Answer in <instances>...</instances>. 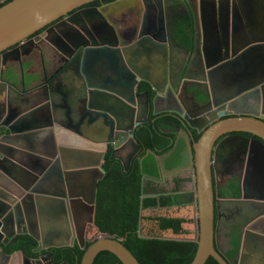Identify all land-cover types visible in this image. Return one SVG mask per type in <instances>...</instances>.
I'll return each instance as SVG.
<instances>
[{
  "label": "water",
  "instance_id": "95a60500",
  "mask_svg": "<svg viewBox=\"0 0 264 264\" xmlns=\"http://www.w3.org/2000/svg\"><path fill=\"white\" fill-rule=\"evenodd\" d=\"M95 1L100 0H13L0 7V264H16L15 261L19 262V259L23 264H53L50 255L29 259L21 252L6 254L3 248L16 236L32 238L37 244L34 254L51 249L72 248L74 242L83 250L86 226L93 219L97 184L103 178L101 162L107 147L114 149L112 156L120 145L133 148V155L128 161H121L125 171L129 168L131 158L140 151L133 139V131L147 122L149 92L137 93L138 82L149 83L155 94L153 101L160 99L161 95L166 97L168 93H172L175 96L177 93L176 88L173 90L171 81L173 77L177 78L172 66L173 62L177 65L178 61L175 58L173 60L171 53H165L166 46L156 44L168 40H158L154 36L145 37L136 43L138 47L130 52V56L121 54L122 59L126 58L123 61V84L127 88L128 97L125 98L117 92L103 89L100 83L92 85L89 77L87 78V70L94 69L90 63L103 57L116 59L112 55L113 48L94 49L85 42L75 48L68 37L63 35L61 42L70 47L73 59L62 54L51 40H47V44L53 51L64 55L69 62L78 64V71L84 73L82 80L86 91L87 110L76 124L69 121L70 119L57 121L51 109L43 121H39L38 126L29 123L28 117L41 111L43 105L50 100L49 90L44 86L28 91L16 90L8 83L14 71L11 67H6L9 63L3 58L24 44L35 43L28 39L48 26L51 28L47 35L60 32L63 26L54 23ZM210 1L182 0L187 8L192 6L199 9V23H195V26H199L201 30L194 32V21L191 18L189 25L192 29L188 46H176L188 57L187 64L199 65L203 73L201 80H198L196 75L190 73L187 77L183 71L177 81L185 79L200 82L205 89L203 93L208 109L200 118L202 126L199 122L198 125L193 124L198 121L196 119L195 121L181 113H175L189 132L185 128L181 129L189 154V172L195 180L191 197L195 199L197 208L194 239L197 249L191 264H205L209 258L217 264H227L215 245V207L219 201L230 204L246 201L240 186L235 197L231 195L230 198L223 199L219 196L218 177L221 172L218 171V166L225 163L229 168L240 155L236 145L228 146L225 142L231 139H243L246 142L238 134L254 137L251 142L257 148L256 161L259 165H264V72L261 69L264 64V0H229L230 4L225 9ZM203 6L212 14L208 30L204 27V19L208 16L204 15L206 11L202 10ZM223 11L226 14L224 17ZM249 11L253 13L252 20L257 23L256 29L260 30L252 39L246 37L242 30L243 22H248ZM80 12L82 14L79 16L75 13L67 17L64 21L67 25L65 27L72 31L78 30V17L87 16L84 13L86 10ZM141 43L145 46L150 44L151 48L146 53L162 49L164 57L171 63L160 86L152 84L144 75L139 74L140 56L137 53L143 50L139 47ZM194 56H197V61L193 60ZM19 67L21 69V64ZM5 88L7 92L3 90ZM117 104L123 107L122 113ZM251 104L263 106V110L258 111L261 115L243 111ZM134 112L136 118L130 121ZM85 119L96 121V128H100L97 121L101 123V127L107 130L104 134L108 137L97 143L79 137V129ZM115 132L120 133L114 136ZM192 132L200 134V137L190 144L188 139ZM221 138L223 139L220 140ZM177 140L173 148L176 147ZM37 145H43L46 151L39 153ZM250 151L248 149V154ZM170 154L171 152L158 157V164L161 165L160 162ZM148 155L152 156V153L146 152V156ZM90 174L95 175L91 182L85 188L82 186L78 189L75 180L84 179ZM45 184H50V190H44ZM255 187L261 195L256 198L254 205L264 208V179L260 180L259 175ZM144 198L141 197V202ZM187 204L191 205V202ZM83 212H87L88 220L81 225L76 235V219ZM141 213L142 203L140 216ZM259 224H264L263 212L244 227L239 250L242 253L245 248L251 247V250L258 253L259 264H264V234L252 230L253 226ZM248 237L254 238L250 246ZM102 252L112 254L118 264H139L120 242L107 238L98 239L90 245L80 264H93L96 256Z\"/></svg>",
  "mask_w": 264,
  "mask_h": 264
},
{
  "label": "flooded vegetation",
  "instance_id": "af4514ba",
  "mask_svg": "<svg viewBox=\"0 0 264 264\" xmlns=\"http://www.w3.org/2000/svg\"><path fill=\"white\" fill-rule=\"evenodd\" d=\"M8 1L10 0H0V6L5 3L7 4ZM210 3L217 4L222 9H225L228 6V3L230 4V1L211 0ZM90 4L78 10H75L73 13L67 16L70 17L75 13H77V15L79 16L82 14V12H80L81 10H86V12L84 13H86L87 16L83 18H80L82 17L80 16L76 21L78 30L72 31L65 27L67 26L64 23L67 18L65 17L54 23L63 26L60 32H56L55 35L53 33L47 35L48 30L51 28V26H48L37 32L35 35L31 36L28 40L34 41L36 39V43L42 40H51L52 42H54L56 47L62 51V54L66 55V57L68 56V58L70 57V59L74 58L72 57L73 53H71L69 46L61 42L63 35L68 37L70 43H73L75 48L79 47V45L84 42L89 46H93L94 49L101 47H112L113 49L109 48V50L111 49L113 51L112 55H114L116 59L114 60V63H112V61H107L105 67L108 70L112 69L114 72L118 71V69L120 71L121 68V71L123 72L124 60L122 59L121 54L130 56V52L132 50L134 51L135 48L138 47L136 43H139L140 40L145 37L154 36L158 40H168V42H170L168 46L169 50L170 52H175L174 57L175 60L178 61L177 65H175V63L173 62L172 66L173 71L176 73V77L178 78V76L181 74V72L179 73V71L180 69L182 70V63L186 64L189 59L188 57H185V53L183 51H180L176 48L177 45L181 47L186 46L181 45L175 39V33L179 25L182 26V29H186L187 31L189 30L190 32L192 28L190 26L187 27V23L190 22L191 18H193L194 26L195 23H199L198 8L196 9L195 7L191 6V8L189 9L183 4L182 0H100L92 2ZM202 10L206 11L204 15L208 16L207 19H204V27L206 30H208L211 25V23L209 22L212 19V14L209 9H205V6H203ZM98 12H100V14ZM222 15L223 17L226 15L225 11L222 12ZM200 30L201 29L199 26L194 27V32H199ZM58 38L61 39L58 40ZM139 47L143 50L147 49L143 43H141ZM114 52H117V54H114ZM196 57L197 56L193 57L194 61L198 60ZM180 59L182 60V62L179 64ZM69 61L70 60H68L67 68L71 69V67H73V65L76 63H74V61ZM170 65L171 63L168 60L166 69H169ZM201 74L203 75V73ZM196 76L198 78H202V76H200V73L196 74ZM76 82L81 86L84 83L83 80L79 78L76 79ZM176 94L174 96L172 93H169L164 100L174 101L177 106V101L175 99ZM196 97L197 95L194 96V98ZM151 101L153 103H156V101L160 100L153 101V98H151ZM261 109L263 110V106H261V104H259V106L258 104L255 106L251 104L247 106L243 111L254 114ZM193 124L198 125V122H195ZM178 128L179 127L176 125H171L167 130L163 132H172L169 134L175 135V139H178L179 143L182 142L185 144V136L181 133V129ZM185 131L189 133L186 128ZM190 134L188 140L191 142L193 136L196 135V133L192 132ZM237 136L243 137L244 139H246V142L243 141V139H231L225 142V144L228 146L230 144L232 146L236 145L239 148L240 155L233 160L229 168L225 163H223L221 167L218 166L217 169L221 172L220 176L218 177V186L220 183L228 180L231 181V183H235L236 190L238 192L240 188L237 187H241V191L244 192L246 201H243V203L240 204H224V202L221 203V201L217 202L215 200L217 204L215 207L214 224L217 236L221 230L226 229L229 233L230 238L228 240V250L219 251L222 257L227 261V264H259L260 261L257 259L259 258L257 251H253L251 250V247H248L245 248L242 253H240L241 251L239 250V242L241 241V238L243 236L242 232L244 227L248 226V223H250V221L254 219L258 214H260L261 212L264 213V208H259L254 205V201L256 200V198L261 195V193H259L256 189L255 183L258 180V175L260 176V180L264 179V165L257 164L256 158H258V155L253 157L257 152V148L251 142V139H253L254 137L246 134H238ZM223 138H221L220 140H222ZM248 149L251 150L250 154H248ZM133 152L134 151L131 146L125 145L119 148L117 153H115V157L120 158L121 160L126 159V162L127 158L133 155ZM260 170L261 173H259ZM188 171L189 168H187L186 164H182V166L179 165L178 167L169 169L165 172L162 170L159 177L148 180H150L153 184L158 185L159 188H162L166 187V181L169 176L175 175L177 172H180L181 174H188ZM172 184L174 185V187H176V182H172ZM183 184H185L186 187L182 189H179L178 187V189L174 191L172 189H166V191H161L157 195L171 197V199L173 200V204H187L188 202H191L192 205L194 204L193 198L191 197V194L194 192L193 181L188 177V179H184ZM187 186L189 188H187ZM219 196L220 198L224 199L221 190L219 192ZM227 211H230V214L232 215L226 217L224 214ZM87 220V212H83V214H81L76 219V235L79 229H81V225L87 222ZM252 230L255 232L257 231L260 234H264V224L253 226ZM217 236L215 245L216 241H218ZM236 240H238V248L236 251H234L232 248V242ZM247 240L250 246V243L254 241V238L248 237ZM49 251H46L48 254L44 255H50L52 261V255L49 254ZM263 255L264 252H262V256Z\"/></svg>",
  "mask_w": 264,
  "mask_h": 264
},
{
  "label": "trees",
  "instance_id": "16d2710c",
  "mask_svg": "<svg viewBox=\"0 0 264 264\" xmlns=\"http://www.w3.org/2000/svg\"><path fill=\"white\" fill-rule=\"evenodd\" d=\"M4 5L6 3L0 7ZM181 27L178 26L175 38L186 42L190 35ZM145 90L139 87V92ZM152 97L150 94L149 100ZM179 121L176 116L169 114L154 115L150 109L147 122L137 126L133 132L140 152L131 160L127 171L120 161L111 158V149L106 151L101 164L103 178L97 184L92 223L86 226L84 249L73 246L50 250L53 264H80L85 250L98 239L105 238L120 242L139 264H191L197 249L194 242L197 229L196 201L192 205L173 204L171 197L157 195L162 190L154 189L155 186L148 180L142 181L143 177L157 178L159 169L155 158L172 150L175 141V135L163 131L171 125L183 128ZM199 137L200 134L194 135L191 144ZM180 151L181 148H177L173 165L178 163ZM146 152H151L152 156L145 158ZM228 194L234 196L235 192ZM143 196L146 198L141 202ZM36 245L29 236H16L3 251L6 254L21 252L29 259L48 254H34ZM232 248L237 250L238 240L232 242ZM93 264H118V260L110 253L102 252L96 256ZM205 264L217 263L209 258Z\"/></svg>",
  "mask_w": 264,
  "mask_h": 264
},
{
  "label": "crops",
  "instance_id": "0c3cea01",
  "mask_svg": "<svg viewBox=\"0 0 264 264\" xmlns=\"http://www.w3.org/2000/svg\"><path fill=\"white\" fill-rule=\"evenodd\" d=\"M252 14L253 13L249 11L248 22H243V25H242V28H243L242 30L244 31V35H246V37L247 36L251 37L249 39H252L253 38L252 36H254L257 32L258 33L260 32L259 29H256L257 23L251 18ZM188 26H190L189 23H187V27ZM188 33L190 35L189 30H188ZM34 42L35 43L30 42V43L24 44L22 47H19L11 51L10 54H8L5 58H3V59H7V62L9 63V65H7L6 67H11V69H13L14 71V74L11 75V77L8 79V83L12 87H14L16 90L20 92L23 89L28 91L33 88H37L38 86H44L45 88L49 90L50 100L47 101L46 105L45 104L43 105V107L41 108V111L37 112L36 114H32L30 117H28L29 123L31 125H34L35 127L38 126L39 121L40 122L43 121V118L46 117V113L47 112L49 113L50 109L51 111H53V113H55V118L57 121L58 119H61L64 121H67L68 119H70L69 121H73L74 124L78 123L82 114H84L85 111L87 110V102L85 99V93H86L85 88L83 85L81 86L80 84L76 82V79L78 78L82 80V78L84 77L83 76L84 73L82 74L78 71V67H77L78 64L77 65L74 64L73 67H71V69L67 68V63H68L67 58L64 55H61L58 52L53 51L47 44L46 40H42L36 43V39H35ZM178 42L184 46H187L189 44V40L186 42L184 41H178ZM156 44L161 45V46L162 45L166 46L167 51L165 53L168 55L169 53H171V56L174 60L175 52L174 51L170 52V50H168L169 48L168 46L170 42L156 43ZM145 47L147 49L149 47L151 48L150 44H147ZM147 49L141 50V51L140 49H138V51H140L137 53V55L140 56L138 58L139 59V64H138L139 74L144 75V77L147 78L152 84L160 86L161 84H163L162 82L164 81V76L166 74L165 72L167 68V60L163 55L162 49H159V50L154 49L151 53H146L145 51H147ZM124 59L126 60V58H123V60ZM107 61H112V63H114V60L107 59L106 57L97 59L95 63H90L94 69L87 70V73H88L87 78L89 77V81L92 85H97L100 83L99 85L103 89L109 92H117V94L119 93L118 94L119 96L121 97L123 96L127 98L128 97L127 88L123 84L124 73L120 72L119 69L118 71H115V72L112 69L108 70L105 67V65L107 64L106 63ZM181 62L182 60L180 59L179 64ZM20 64H21V69L19 67ZM181 68L182 70L180 69L179 73L185 71V74L187 77H189L190 73L194 75L200 73V76H202L201 74L202 70L199 65L193 66L192 64L182 63ZM261 69H262V72H264V64L261 65ZM177 80L178 78L173 77L171 81V86L173 87V90L174 88L177 89V94L175 97L177 101V106L174 101H166L164 100L165 96L163 97L161 95L160 99H158L160 101H156V103H153L151 100H149L148 114H149L150 109L152 110V113L154 115L169 114V115L176 116L175 113H181V115L183 114L187 116L188 119L193 118L194 120L195 119L198 120V121L196 120L195 121L199 122V125L202 126L201 125L202 120H200V118L208 110L207 105L205 104L206 97H205V94L203 93V91L205 90L203 85L200 82L195 83V82L187 81L185 79L182 80L181 82H178ZM198 80H201V77H199ZM22 83L24 85V88H22ZM138 86L144 87V90L146 89L144 92H149V95L152 94L153 95L152 98L154 99L155 94L153 93L152 91L153 89L149 85V83L139 81ZM139 87H137V93H143V92H139ZM6 89L7 88L3 90L7 92ZM163 90L165 91L166 87H164ZM195 95H197L196 98H194ZM117 107L122 113L123 107L119 104H117ZM126 111L127 113H129L128 110ZM148 114H147V117H148ZM135 116H136V112L132 114V119L130 115L129 117L131 119L130 121L134 120L136 118ZM87 120L88 119H85V121L82 124V127L79 129V133H80L79 137L87 139L91 143L101 142L102 140H105L106 137H108L107 135L104 134L106 133L107 130L101 127V123L97 121L100 128H96V125H95L96 121H93L91 119H89L88 121ZM124 121L125 120L123 119V123ZM181 124L183 128H185L182 122ZM96 132H99L100 134H96ZM118 133L120 132H115L114 136H117ZM169 133H172V132H169ZM120 146L123 147L125 145H120ZM37 148H38L39 153L40 152L42 153L45 150V148H43V145H37ZM119 148L116 150L115 153H117ZM177 148H181V151L179 153L180 154L179 161L178 163L176 162V164L173 165L176 161L175 153L177 152ZM108 149H111V158H114L120 162L121 161L125 162L126 159L121 160L120 158L115 157V153L112 156V152L114 151V149L111 146H108L107 150ZM169 152H171V154L160 162L161 165H159L156 160L158 157L155 158V162L157 163V167L159 169V174L157 175V177L160 176V173L162 170L165 172L169 169L178 167L179 165L182 166V164H186L188 168L189 154H188V149L186 147V143L185 144L182 142L179 143V140H177L176 147L172 148V150H170ZM256 155L258 154L255 153L253 157H255ZM134 157L135 156H133V158ZM146 157L147 156L145 154V158ZM133 158H131V160ZM127 161H128V158H127ZM72 164L75 165L74 162ZM94 176L90 174L88 176H85L84 179H79V178L76 179L75 181L77 182V184L75 186L78 189H80L82 186L83 188H85V186L91 182ZM188 177L192 179L193 188H194L195 180L194 178H192V174L189 173L188 171V174H181L180 172H177L175 175L169 176L167 180L168 179L170 180L169 182L170 189L174 191V190H177L178 187L179 189L186 187L185 184H183V182H184V179L186 178L188 179ZM143 178H144V181L148 180V178L146 177H143ZM148 181L153 186H155L154 189L161 190V188H159L158 185L153 184L150 180ZM172 182H176V187H174ZM186 185H189V184H186ZM187 188L189 187L187 186ZM218 188H219V192L221 190V193L223 194L224 198H230L231 195H229L228 193L231 191L233 193L235 192L234 197L237 196V194L239 193L236 190L235 183H231V181L229 180L220 183ZM44 190L45 191L50 190V184H45ZM162 191H166V190H162ZM221 203L223 202L221 201ZM224 204H230V203L224 202ZM224 215L227 217L232 214H230V211L229 212L227 211L225 212ZM229 238H230L229 233L226 229L221 230L218 233V236H217L218 241H216V246H217L218 251L228 250L227 247L229 246L228 245ZM55 241H56L55 243H58L57 240ZM73 246H78V245L76 244V242H74ZM51 250H54V249H51ZM15 263L23 264V262L20 259H19V262H17L16 260Z\"/></svg>",
  "mask_w": 264,
  "mask_h": 264
},
{
  "label": "rangeland",
  "instance_id": "374dc122",
  "mask_svg": "<svg viewBox=\"0 0 264 264\" xmlns=\"http://www.w3.org/2000/svg\"><path fill=\"white\" fill-rule=\"evenodd\" d=\"M166 189H170V187H169V179L166 181V187H162L161 188V190H166ZM159 214H161V213H159Z\"/></svg>",
  "mask_w": 264,
  "mask_h": 264
},
{
  "label": "bare ground",
  "instance_id": "6f19581e",
  "mask_svg": "<svg viewBox=\"0 0 264 264\" xmlns=\"http://www.w3.org/2000/svg\"><path fill=\"white\" fill-rule=\"evenodd\" d=\"M254 114L261 115L258 111L255 112ZM193 201H195V199H193Z\"/></svg>",
  "mask_w": 264,
  "mask_h": 264
}]
</instances>
